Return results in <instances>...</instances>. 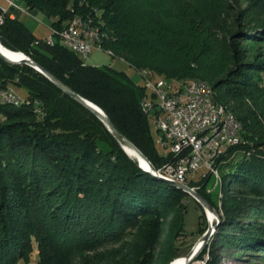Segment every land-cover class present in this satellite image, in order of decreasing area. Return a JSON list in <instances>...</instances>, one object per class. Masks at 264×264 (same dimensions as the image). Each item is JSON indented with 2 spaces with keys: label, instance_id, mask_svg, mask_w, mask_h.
Instances as JSON below:
<instances>
[{
  "label": "trees",
  "instance_id": "trees-1",
  "mask_svg": "<svg viewBox=\"0 0 264 264\" xmlns=\"http://www.w3.org/2000/svg\"><path fill=\"white\" fill-rule=\"evenodd\" d=\"M22 2L27 12L50 19L56 33L74 16L86 19L101 49L138 72L174 82L200 81L212 89L241 130L240 142L214 163L218 175L227 172L219 175L217 203L205 190L210 174L187 182L198 186L196 193L220 219L206 264H217L223 247L235 249L237 257L264 259V102L242 73L257 62L232 56V44L215 34L223 28L191 0ZM253 27L239 30L234 39L264 41V27ZM54 38L53 45L47 44L9 14L0 24L3 48L24 54L100 108L155 170L175 165L178 156L155 149L142 109L144 87L111 66L86 65ZM0 83L24 90L43 112L38 122L31 104L0 100V264L24 259L32 239L37 264H70L83 249H96L91 261L98 264H170L179 256L185 192L141 170L100 120L32 68L0 59ZM202 217L200 236L206 231ZM106 245L111 246L98 252Z\"/></svg>",
  "mask_w": 264,
  "mask_h": 264
},
{
  "label": "built area",
  "instance_id": "built-area-1",
  "mask_svg": "<svg viewBox=\"0 0 264 264\" xmlns=\"http://www.w3.org/2000/svg\"><path fill=\"white\" fill-rule=\"evenodd\" d=\"M1 1L5 6L0 4V24L5 14L14 17L15 9L27 12L24 6L16 5L12 0ZM85 20L74 16L60 33L50 29L51 35L45 40L46 43L53 45L57 36L64 48L86 60L92 50L98 49L95 35L85 29ZM72 28H79V35H72ZM139 74L144 79L143 87L147 92L142 100V109L148 116L153 112L155 130L165 153L179 157L175 165H165L166 171L160 173L188 186L187 182L194 181V176L205 170L207 172L202 173L201 178L210 174L216 181L218 172L214 167L215 160L240 142V133L234 124L227 121L224 131H216L220 112L196 84L170 81V87H163L158 76ZM0 98L14 96L0 92ZM230 134H239V141H230ZM191 188L196 193L198 186ZM196 245L199 246L197 250ZM195 246L187 256L175 258L174 264H202L205 257L204 254L202 257L199 255L204 250V243L199 240Z\"/></svg>",
  "mask_w": 264,
  "mask_h": 264
},
{
  "label": "rangeland",
  "instance_id": "rangeland-1",
  "mask_svg": "<svg viewBox=\"0 0 264 264\" xmlns=\"http://www.w3.org/2000/svg\"><path fill=\"white\" fill-rule=\"evenodd\" d=\"M16 5L24 6L22 0H12ZM0 4L5 6L3 1L0 0ZM191 4L195 7L197 11L200 12L209 20H214L217 22L223 29L222 32H215L220 41L224 44H232L233 55L238 58V60L244 62H257L258 69H253L251 71L244 70L243 76L250 79L256 88L260 91L262 102H264V41L252 40L247 41L248 37H242L243 39H234V36H237V32L241 29L251 30L253 26H263L264 27V0H191ZM13 16L24 22L29 30L39 39L46 40L51 35L50 24L51 20L48 19L42 13L37 11L23 12L19 10L13 11ZM264 30V29H263ZM236 33V34H235ZM246 34H251L250 32H245ZM244 33V34H245ZM227 41V42H226ZM86 65L91 66H111L117 71H122L127 74L132 81L138 86H144V79L139 74L138 71L130 67L124 61L114 58L112 59L105 51L92 50L91 54L86 60H84ZM23 65V64H18ZM259 66V67H258ZM262 68V69H259ZM237 68L230 67L229 70H235ZM147 71V70H146ZM0 92H8L14 96L17 103H24L29 105L35 116L36 121H42L43 112L41 105L34 101L33 103L26 97L25 91L22 89H16L12 86L3 87L0 83ZM20 103V104H22ZM154 115L153 112L148 116V127L150 134L155 146L156 151L159 154H165V150L159 143V137L155 130L154 124ZM171 165V164H170ZM165 166V165H164ZM162 166V171L165 172ZM207 171H202L194 176V181L198 180L201 177L202 173ZM227 172L220 171L219 175L224 178ZM211 177L206 185V192L210 191L211 200L214 203L218 202L220 198V184L221 180L219 178ZM189 187V186H188ZM191 188V187H189ZM193 191L194 189L191 188ZM187 194V193H186ZM182 204L186 206V212L183 216V231L184 235L178 237L176 242V247L179 250V256H187L195 244L201 239L202 235L199 234V218L202 217V226L208 228L210 225L207 210L202 206L200 207L193 197L187 194L183 200ZM202 208V209H201ZM203 212V213H202ZM168 219H166L167 221ZM215 224V218L212 222V227ZM211 243V238L204 245L205 253L204 256H208L209 246ZM111 245H106L102 248H98V252H103L107 250ZM96 253V249L94 250ZM93 251L82 250V254H75L72 256L70 264H98L91 261V258L95 255ZM218 262L217 264H264V259L260 257H251L247 255H241L239 257L235 256V249L223 247L217 252ZM78 259V260H77ZM80 260V261H79ZM171 260V261H172ZM39 261L38 251H37V242L32 239V248L27 252L24 259H21L16 262V264H37ZM170 263V262H169ZM101 264V263H100Z\"/></svg>",
  "mask_w": 264,
  "mask_h": 264
},
{
  "label": "water",
  "instance_id": "water-1",
  "mask_svg": "<svg viewBox=\"0 0 264 264\" xmlns=\"http://www.w3.org/2000/svg\"><path fill=\"white\" fill-rule=\"evenodd\" d=\"M22 54V53H21ZM23 55V60L21 62H12L4 58L0 54V59L3 61H6L11 64H24L30 68H32L37 73L41 74L43 77L48 79L51 83H53L61 92H63L65 95L70 97L73 101L80 104L84 108H86L88 111H90L98 120H100L104 126L108 129V131L113 135V137L116 139V141L119 143V145L122 147L124 151V147H130L133 150H135L139 156L143 159V161L147 164V168H144L139 162L138 166L141 170L144 172H147L154 176L157 179H160L187 194H191L193 199L202 206L205 210H207L209 213H211L215 218V224L213 227L210 225L208 226L207 230L203 233L200 241L204 244L212 237L213 233L216 231V229L219 226L220 219L218 217V214L216 211L197 193L191 192V190L186 187L185 185H182L177 182H173L170 180H167L163 177V175L160 173V171L155 170L153 166L149 163V161L142 155V153L132 144L130 143L116 128L110 123V121L106 118L105 114L102 112L100 108H98L96 105L92 104L91 102L85 100L84 98L80 97L79 95L72 92L66 85H64L62 82H60L58 79H56L54 76H52L50 73L46 72L44 69H42L40 66H38L36 63H34L32 60H30L27 56ZM125 152V151H124ZM221 197V196H220Z\"/></svg>",
  "mask_w": 264,
  "mask_h": 264
},
{
  "label": "bare ground",
  "instance_id": "bare-ground-1",
  "mask_svg": "<svg viewBox=\"0 0 264 264\" xmlns=\"http://www.w3.org/2000/svg\"><path fill=\"white\" fill-rule=\"evenodd\" d=\"M85 29L88 30V31H92V34L95 35V37H96L95 38V46L97 47V49L99 51L100 50L102 51L100 43H99V38H98L96 29L88 26V24H86V23H85ZM72 35H79V28H72ZM0 54L4 58H6L7 60L12 61V62H21L23 60V55L21 53H19V52L14 53V52L8 51L7 49L3 48L1 46V44H0ZM139 72L145 73V74L150 75V76H154L151 72L146 71V70H141ZM172 82H174V81H172ZM161 83H162L163 87H170V80L161 79ZM184 83H194V84H196V87L199 90L204 91L206 93V96L208 97V99L211 102L214 103V106L216 108H218V110L220 112V116L218 117L217 122H216V131H224L226 126H227V121H230L232 124H234V127L236 128V131H238L240 133V130H241L240 124L235 120V118L232 116L231 113L226 111V109L223 106H221L220 104H218L215 101L214 96H213V91L207 84H205L204 82L195 81V80L186 81ZM0 100L3 101V102H6V103L7 102H11V103L17 104V101L15 100V98H0ZM20 103H22V102H20ZM230 141H239V134H230ZM124 151H125V154L129 158L134 159V161L139 162L144 168H147V164L143 161V159L139 156V154L135 150H133L130 147H124ZM162 175L167 180L179 183L174 178L168 177V176H166L164 174H162ZM216 178H218V174H217ZM186 187H188V186H186ZM189 189L191 190V192L194 193V191L191 188H189ZM189 195L192 197L191 194H189ZM207 215H208L210 226L212 227V222L214 221V216L211 213H209V212H207ZM204 245H206V243ZM198 247L199 246L196 245L195 246V250H197ZM204 257H205V259H204L202 264H206L207 261H208V256L206 255ZM174 260L175 259H173L170 262V264H174Z\"/></svg>",
  "mask_w": 264,
  "mask_h": 264
},
{
  "label": "crops",
  "instance_id": "crops-1",
  "mask_svg": "<svg viewBox=\"0 0 264 264\" xmlns=\"http://www.w3.org/2000/svg\"><path fill=\"white\" fill-rule=\"evenodd\" d=\"M4 3V2H3Z\"/></svg>",
  "mask_w": 264,
  "mask_h": 264
}]
</instances>
